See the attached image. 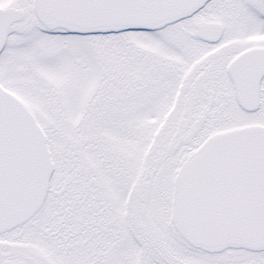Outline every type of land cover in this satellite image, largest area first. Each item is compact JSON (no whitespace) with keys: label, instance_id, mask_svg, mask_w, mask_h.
Here are the masks:
<instances>
[{"label":"snow or ice","instance_id":"1","mask_svg":"<svg viewBox=\"0 0 264 264\" xmlns=\"http://www.w3.org/2000/svg\"><path fill=\"white\" fill-rule=\"evenodd\" d=\"M0 264H264V0H0Z\"/></svg>","mask_w":264,"mask_h":264}]
</instances>
